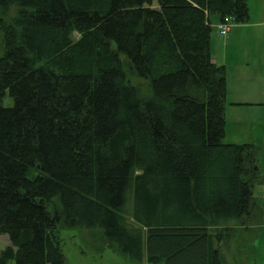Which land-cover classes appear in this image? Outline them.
Instances as JSON below:
<instances>
[{"label":"trees","instance_id":"1","mask_svg":"<svg viewBox=\"0 0 264 264\" xmlns=\"http://www.w3.org/2000/svg\"><path fill=\"white\" fill-rule=\"evenodd\" d=\"M225 18L247 0H0V264H66L60 228L133 264L246 246L263 180L253 145L223 143Z\"/></svg>","mask_w":264,"mask_h":264},{"label":"rangeland","instance_id":"2","mask_svg":"<svg viewBox=\"0 0 264 264\" xmlns=\"http://www.w3.org/2000/svg\"><path fill=\"white\" fill-rule=\"evenodd\" d=\"M247 10V22L233 23L224 36L215 27L217 23H213L210 54L216 65L225 68L223 143L255 147L263 182L253 187L252 196L261 206L263 216L252 223L255 229L250 237H241L247 244L240 251L234 242L221 246L224 264H264V0H247ZM12 104L8 96L3 101L5 107ZM131 206L132 199L125 211L132 224ZM59 236L66 264H133L103 243L100 230L60 228ZM9 245L8 237L0 236V251Z\"/></svg>","mask_w":264,"mask_h":264},{"label":"built area","instance_id":"3","mask_svg":"<svg viewBox=\"0 0 264 264\" xmlns=\"http://www.w3.org/2000/svg\"><path fill=\"white\" fill-rule=\"evenodd\" d=\"M221 35H226L233 27V22L230 18H225L222 22L215 25Z\"/></svg>","mask_w":264,"mask_h":264},{"label":"crops","instance_id":"4","mask_svg":"<svg viewBox=\"0 0 264 264\" xmlns=\"http://www.w3.org/2000/svg\"><path fill=\"white\" fill-rule=\"evenodd\" d=\"M213 62L215 63V61L213 60ZM216 64V63H215Z\"/></svg>","mask_w":264,"mask_h":264}]
</instances>
